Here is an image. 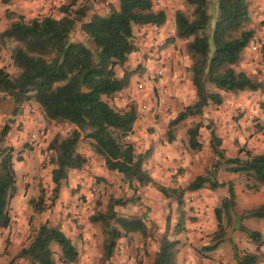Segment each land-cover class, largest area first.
<instances>
[{"label": "trees", "instance_id": "trees-1", "mask_svg": "<svg viewBox=\"0 0 264 264\" xmlns=\"http://www.w3.org/2000/svg\"><path fill=\"white\" fill-rule=\"evenodd\" d=\"M13 0H0L5 7ZM190 13L176 11L173 34L165 42L173 45L177 40L185 41L184 55L190 62L187 71L195 91L193 103L185 106L169 121L166 142L175 141V129L189 118L201 117L209 105H221V92L238 94L244 92L264 93V81L242 71H236L243 52L256 42V29L250 15L251 0H183ZM100 2L109 7L105 15L93 14V3ZM214 12L215 15L211 12ZM62 17L50 15L26 19L8 8L5 16L11 19L8 27L0 33V43L12 42L10 50L12 66L17 71L9 73L0 67V106L9 103V119L0 129V229L11 225L9 203L16 194V174L13 164L14 150L6 144L13 118L18 116L26 103L39 106L43 117L55 123L71 125L65 137L55 136L48 145L54 154L51 172L53 188L49 198L52 207L63 182L71 171L83 169L88 159L79 152L83 140L90 142L93 155L101 158L105 169L121 175L130 184L140 187L154 186L164 197L176 202L179 211L176 233L184 226V196L187 193L209 189L215 191L226 187L227 196L214 208L216 230L209 243L198 250L203 258L216 251L229 239V229L244 234L255 246V252L240 253L231 242L235 264L264 263V239L260 232L245 225L248 220L264 219V204L236 214L237 206L234 183L219 182V172L243 177L249 192H259L264 186V152L254 154L245 146H238L237 155L227 156L221 148L222 140L211 125H208L209 148L213 162L204 173L195 177L184 187L167 188L158 184L146 168L150 150L138 153L127 139L134 132L138 118L137 108L129 104L116 110L107 101L123 91L133 75L142 67L124 70L129 56L137 51L135 31L142 27L160 28L166 23L163 10H156L153 0H116L113 6L108 0H72L60 8ZM77 25L89 44L73 41L72 33ZM259 53L264 64V42L259 43ZM201 124L196 123L187 130L188 146L200 151ZM31 200L36 213L46 210L42 204ZM136 203L134 198L124 200L111 198L107 210L91 217L100 225L103 235V260L109 264L118 241L139 233L146 236L147 227L142 217H126L118 214L115 207ZM170 219L166 220L165 233L152 264H179L177 260L180 242L170 239L167 232ZM59 248L62 264H74L78 259L76 247L59 226L45 221L34 232L29 244L19 250L13 258L23 259L28 264H58L52 246ZM12 260V261H13Z\"/></svg>", "mask_w": 264, "mask_h": 264}, {"label": "rangeland", "instance_id": "rangeland-1", "mask_svg": "<svg viewBox=\"0 0 264 264\" xmlns=\"http://www.w3.org/2000/svg\"><path fill=\"white\" fill-rule=\"evenodd\" d=\"M71 1L15 0L9 10L26 19L47 15L60 18L62 17L60 8L70 4ZM108 2L113 6L116 4V0H108ZM153 2L156 10L165 12L166 23L160 28L150 26L136 29L134 41L137 51L134 52V57L131 59V66H133L132 69L138 66L142 69L133 75L134 79L144 78L148 70L147 67L139 64L142 54L146 61L152 63L156 57H151L150 53L153 52L149 50L151 48L152 50L161 49L166 40L172 36L175 12L182 11L189 14L191 11L183 0H153ZM3 11L4 6L0 4V33L11 22V19L7 18ZM108 11L107 5L95 2L84 21H87L93 14L105 15ZM211 13L213 16L215 15L213 11ZM250 15L256 31L261 30V27L264 28V11L252 8ZM262 32L264 33V31ZM71 39L89 44V40L80 30V25L75 27ZM260 42L261 39H256L255 44ZM14 45L12 42L0 43V67H5L11 74L17 72L10 60V50ZM184 46L185 41L177 40L167 48H169V57L174 54L178 55L181 66L185 69L188 59L183 53ZM243 68L236 67L237 70ZM132 69L130 67L119 68L118 74L124 70ZM246 70L250 72L249 75L255 78L261 74L258 66ZM186 73L188 74L187 69L182 73V80H179V84H183L182 90L189 98ZM161 79L162 76L159 77L156 74L145 76L144 83H149L147 85L150 93L148 102L151 105L149 110L145 109L144 100L126 98V96H124L126 98L125 105L119 104L113 105V107L116 110H123L128 104L136 106L138 118L134 132L127 140L134 144L138 153L150 150L151 156L146 163V168L152 178L167 188L184 187L209 167L213 156L209 145L206 144L205 132L201 129L198 140L202 144V149L194 151L188 146L187 130L197 121L202 124V117L189 119L178 125L174 132L175 141L171 144L166 142L167 125L185 104L180 103L173 106L172 103L169 105L171 99L169 96L170 99L167 102L164 100L158 85ZM140 84V81L136 83L138 89H141ZM163 88L165 89L166 86ZM256 95L255 97L253 93L244 92L229 96V102L232 104V98H235L237 105L228 113L227 122L235 124L238 131H241V140L247 141L246 137L248 136L252 138L250 135L252 132L254 135L262 132V136H264V127L256 125L254 123L256 118L248 113L249 106L264 105L263 94L257 93ZM187 101L189 102V100ZM111 102L114 103L113 100ZM231 104H229L230 107ZM9 108L8 102H3L0 106V129L9 119ZM245 124H249V127L243 130ZM72 128L69 124L46 120L39 106L33 102L24 104L22 112L13 118L6 144L14 150L13 164L17 191L8 207L11 225L7 229H0V264H28L23 259L13 260V258L21 248L29 244L34 232L45 221H49L53 226H59L76 247L78 259L74 264H104V235L100 225L93 223L91 217L97 213L106 212L111 198L124 200L134 198L136 203H128L124 207L117 206L115 211L126 217H142L147 227V233L146 236L135 233L128 238L120 239L109 264H152L159 247V240L166 230L167 218L171 222L167 232L168 237L180 242L177 256L179 264H234L230 240L236 244L240 253L255 252V246L247 240L244 234L229 229L230 240L222 243L216 252L208 253L209 258H203L198 254V250L209 243L216 230L214 208L227 195L226 187L223 190L202 189L194 193H187L184 196V207L182 208L184 213L183 230L176 233L175 226L178 223L179 211L173 199L164 197L154 186L140 187L136 183L130 184L121 175L108 172L103 160L95 155L92 158L89 157V162L83 169L70 172L68 180L62 184L58 199L50 207L54 154L48 150V145L55 136L65 137ZM233 138H236L235 144H237L239 136ZM254 141L259 150L262 149L264 152L263 146L261 144V147L259 146L260 140ZM78 150L81 154H91L90 142L88 140L81 141ZM227 174L220 172L219 181L227 182L229 178ZM233 178L235 184L241 187L240 200L235 209L236 214H240L250 206V203L246 204L245 200L241 199L242 196L255 193L249 192L245 188L243 177L234 175ZM42 192L44 195L42 204L46 210L36 213L30 202L35 200V203H39ZM246 226L260 232L264 238V219L248 221ZM13 240H17V242ZM52 248L55 252V260L58 264H62L59 260V248L55 245Z\"/></svg>", "mask_w": 264, "mask_h": 264}, {"label": "crops", "instance_id": "crops-1", "mask_svg": "<svg viewBox=\"0 0 264 264\" xmlns=\"http://www.w3.org/2000/svg\"><path fill=\"white\" fill-rule=\"evenodd\" d=\"M14 1L15 0H13L11 5L8 7L4 6L3 13H5V10L7 8L10 9L12 7ZM252 8H253V10L257 8L261 11H264V0H251L250 1V10H252ZM260 29L261 30L256 31L257 32L256 39H261V42H264V33L262 32V31H264V28L261 27ZM167 47H169V46H166L164 44L163 47L159 50H152V48H151L149 51H151L153 53H150V56L151 57L154 56V57H156V59H154V61H152V63H149L148 60L147 61L145 60L144 54H142L140 61H139V64H142L143 67L145 66V68L146 67L148 68L147 73H145L146 74L145 76H148V75L152 76L153 74H156L158 71L162 72V79L159 81V84H158L162 93H163L162 97L164 98V100L166 102H167V100H169L171 98L169 100L170 101L169 105L170 104L172 105V103H173V106H174L176 104L184 103L185 105H183V107H182V109H183L185 106L193 103V101L195 99V91H194L193 86L191 85L189 73L188 74L186 73L187 77H185L187 79L186 86L189 87V93H190L189 98H187L184 91L182 90L183 84H179V80H182L181 75L189 67L190 62L188 60L186 61L185 69H184L181 66V63H180L181 60H180L178 55L174 54L173 56L169 57V53H168L169 48H167ZM258 48H259V43L253 44V45H251V47L247 48L243 52L240 62L237 65H235L234 68L236 71H242V72H245L249 75L250 72L249 71L247 72L246 69L249 68V70H251L253 66H255V67L258 66V67H260L261 74L259 77H256V78L264 81V64L262 62ZM134 54L135 53H133L129 56V60H128L127 64L125 65V67H130V69H132L133 66H131V64H132L131 59H132V57H134ZM238 66H240L242 68L244 67V68L241 70H237L236 67H238ZM118 75L122 76L123 72L119 73ZM145 76H144V78H141V79H137V78L134 79V76H132L129 85L123 91H121V92L111 96L109 99H107L109 105L111 107H113V105H119V104L125 105L126 98L131 97L132 99L144 100V102H145L144 107H145V109L149 110L151 108V105L148 102V97H149L150 93H149V87L147 85H149V83L148 82L144 83ZM138 81L141 82V84L139 85V87L141 89H138V86H136V83ZM165 86H166V88L164 89L163 87H165ZM249 93L255 94V97L257 96L256 95L257 93H259V95L263 94L262 99H264V93H261V92H249ZM221 95H222L223 100H224L223 103L221 105H209V106H207L204 109L203 114L201 116L203 120H202V124H201L200 129L205 132V138H206L207 146L209 145V143H208L209 142V132L207 131V127H208V124L211 123V126L214 129L216 135L219 138H221V140H222L221 148L227 156L234 157L235 155H237L238 146H241V147L245 146L249 151H251L254 154H258L259 152H262L263 150L262 149L259 150L258 146L255 144V141H254V140H260L259 146L261 144V146H263V148H264V136H262V132L256 133V135H254V133L252 132V134H250L252 136V138H249L250 136H248V137H246L248 139L247 141L241 140L242 139L241 131H238L239 129L235 127V124L227 122V120L229 118L228 113L231 110L236 108L237 101L235 98H232L233 103L231 104L229 102V100H230L229 99V96H230L229 93L221 92ZM124 96H126V98ZM112 100L114 103L111 102ZM187 100H189V102ZM229 104H231V107L229 106ZM128 105H126L125 108H127ZM248 109H250V110H248V113H250L251 116H254L256 118L254 123L256 125L259 124V125L264 127V105L259 104L258 106H255L253 104L252 106H249ZM195 118H197V117H195ZM189 119H194V118H189ZM189 119H187V120H189ZM198 122L199 121H197V123ZM248 127H249V124H245L243 127V130L247 129ZM237 135L240 138V140L238 138V141H237L238 146L235 145L236 138H233V137H237ZM90 153L91 154H87V153L83 154L88 159V162H89V157L92 158V156H93V153L92 152H90ZM212 162H213V160H212ZM211 164L212 163H210L208 166L210 167ZM227 175H229V178L227 179V181H232L234 183V189H235V193H236V202L238 204V201L240 200L239 195H240V191H241L240 188L241 187L239 185L235 184V181H233V179H234L233 177L235 174H227ZM218 176H219V174H218ZM235 176H238V175H235ZM218 180H219V178H218ZM219 182H221V181H219ZM224 188L225 187L218 188V189L223 190ZM195 192H197V191H195ZM241 199H244L246 204L250 203V206L248 208H246L245 210L252 209V208L258 207L260 205H263L264 204V186L261 187L259 192H256L254 195L253 194L252 195L245 194L244 196H242ZM260 220H262V219H260ZM260 220H256V221H260ZM248 221H251V220H248ZM248 221H246V222H248ZM246 222H245V225H246ZM5 239H7V238H5ZM13 241L17 242V240H13ZM216 251H214V252H216ZM262 251L264 252L263 248H262ZM232 255H233V252H232ZM234 264H235V262H234ZM261 264H264V263H261Z\"/></svg>", "mask_w": 264, "mask_h": 264}, {"label": "built area", "instance_id": "built-area-1", "mask_svg": "<svg viewBox=\"0 0 264 264\" xmlns=\"http://www.w3.org/2000/svg\"><path fill=\"white\" fill-rule=\"evenodd\" d=\"M156 76H162V72L161 71H158L157 73H156Z\"/></svg>", "mask_w": 264, "mask_h": 264}]
</instances>
